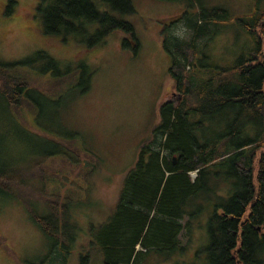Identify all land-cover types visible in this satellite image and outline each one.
<instances>
[{"label": "rangeland", "instance_id": "rangeland-1", "mask_svg": "<svg viewBox=\"0 0 264 264\" xmlns=\"http://www.w3.org/2000/svg\"><path fill=\"white\" fill-rule=\"evenodd\" d=\"M92 1L100 11L131 23L138 41L136 53L130 33L121 30L88 45L99 23L84 18L70 20L79 26L73 32L45 33L42 17L47 0H0V62L18 63L30 72L27 102L21 110L8 111L0 104V159L14 168L41 161L47 196L59 187L71 189L72 219L77 222L74 240L65 249L44 234L19 201L0 196V264H80L86 254L88 264H103L93 243V227L108 220L125 171L158 121L160 103L178 99L162 38L168 25L170 32L202 48L194 69L201 78L231 66L252 44L234 21L214 19L215 34L192 41V30L182 19L175 20L211 7L230 15L246 14L253 0H130L131 12ZM123 38L129 46L122 44ZM41 51L55 59L58 74L45 65ZM235 117L237 110L214 113L196 133L208 143L209 138L227 135ZM241 126L244 130L235 134L236 140L254 135L252 120ZM231 163L209 167V189L187 206L191 213L198 211L180 236V249L151 251L141 264H192L206 256L209 215L237 190Z\"/></svg>", "mask_w": 264, "mask_h": 264}, {"label": "trees", "instance_id": "trees-1", "mask_svg": "<svg viewBox=\"0 0 264 264\" xmlns=\"http://www.w3.org/2000/svg\"><path fill=\"white\" fill-rule=\"evenodd\" d=\"M101 1L121 12L133 11L130 0ZM46 3L42 17L45 33L73 32L79 26L75 27L70 20L84 18L99 23L88 45L99 44L109 32L121 30L130 33L134 40L132 51L137 52L138 41L131 23L100 11L92 0ZM180 19L192 30V41L211 38L216 31L211 24L215 25L214 19H218L234 21L252 44L234 64L219 67L201 78L194 69L201 60L202 48L170 32L169 25L162 31L178 99L160 103L158 121L125 171L108 220L93 227V243L101 252L103 264H141L151 251L170 253L180 249V236L198 211L191 213L187 206H193L197 196L209 189V167L226 160L232 162L230 170L237 190L209 215L206 263L234 264L231 249L241 230L238 253L246 263L253 259L259 245L264 246L256 231L257 225L264 227V0H253L252 10L242 15L211 7L175 21ZM122 42L124 46L130 45L127 38ZM39 56L58 74L53 57L44 51ZM28 74L18 63L0 62V104L8 111L17 112L27 102ZM235 110L237 117L228 124L227 135L209 138L208 143L199 138L196 131H203L208 116ZM249 119L255 123L254 135L236 140L235 134L244 130L241 124ZM39 162L14 168L0 159V196L19 201L47 237L68 249L77 227L72 219V191L59 187L47 196L48 182L41 174ZM192 171H196L194 177ZM248 201L252 202L251 213L239 227ZM80 264H88V254L80 258Z\"/></svg>", "mask_w": 264, "mask_h": 264}, {"label": "flooded vegetation", "instance_id": "flooded-vegetation-1", "mask_svg": "<svg viewBox=\"0 0 264 264\" xmlns=\"http://www.w3.org/2000/svg\"><path fill=\"white\" fill-rule=\"evenodd\" d=\"M252 205V202H247L246 207L244 208V215L242 217L241 215V223L239 225V227L241 226V224L248 220L249 217V213H251V209L250 206ZM219 213H222V211L220 209H217ZM242 231V230H241ZM241 231L239 232L238 235L235 236V241H234V247L231 249V257L234 260V264H264V246L263 248L259 245L258 250L255 252V255L253 256V259L251 261H249L248 263H246L240 256L238 251L240 250V246L242 244L241 241ZM256 231H257V238L259 241H263V245H264V227L263 224L262 225H257L256 226ZM208 261L207 256L203 257L201 260L199 261H195L192 264H207L206 262Z\"/></svg>", "mask_w": 264, "mask_h": 264}, {"label": "water", "instance_id": "water-1", "mask_svg": "<svg viewBox=\"0 0 264 264\" xmlns=\"http://www.w3.org/2000/svg\"><path fill=\"white\" fill-rule=\"evenodd\" d=\"M174 159V158H173Z\"/></svg>", "mask_w": 264, "mask_h": 264}]
</instances>
